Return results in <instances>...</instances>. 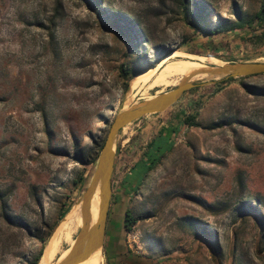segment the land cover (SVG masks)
<instances>
[{"label":"rangeland","instance_id":"rangeland-1","mask_svg":"<svg viewBox=\"0 0 264 264\" xmlns=\"http://www.w3.org/2000/svg\"><path fill=\"white\" fill-rule=\"evenodd\" d=\"M261 2L0 0V264H28L42 247L38 264L56 236L53 264L75 237L79 227H59L116 112L189 75L153 83L169 62L197 63L161 68L167 51L264 60ZM184 5L203 24H248L200 35ZM120 67L143 71L126 79ZM219 80L117 132L100 264H264V73ZM160 132L172 146L134 188L131 168ZM126 208L138 218L127 232Z\"/></svg>","mask_w":264,"mask_h":264},{"label":"water","instance_id":"water-1","mask_svg":"<svg viewBox=\"0 0 264 264\" xmlns=\"http://www.w3.org/2000/svg\"><path fill=\"white\" fill-rule=\"evenodd\" d=\"M201 73L205 74L207 78L191 79L192 76ZM259 73H264V60L205 65L204 68L195 69L188 76L182 77L176 85L168 90L153 94L129 107L120 108L110 122L105 138L100 146L89 183L81 196L84 201L83 210H85L95 187H97L98 205L96 218L90 225L83 222L79 226L69 252L61 260L55 261L53 264H76L85 258L96 246L101 247L110 196V176L114 159L113 145L117 132L123 126L149 113L163 111L174 103L184 91L194 87L200 81L209 82L227 77H239Z\"/></svg>","mask_w":264,"mask_h":264},{"label":"bare ground","instance_id":"bare-ground-1","mask_svg":"<svg viewBox=\"0 0 264 264\" xmlns=\"http://www.w3.org/2000/svg\"><path fill=\"white\" fill-rule=\"evenodd\" d=\"M175 56V57H174ZM177 56V57H176ZM171 59H182V60H189L197 63H192L188 61H172L166 64V62ZM204 61L214 63V64H222L223 62L215 57H201V56H195L191 55L189 53H184L180 51H172L165 56L161 58V61L159 63L162 64L161 71L155 76L156 73H154V68H151L142 79L141 83L135 88L133 92H131V97L135 96L136 92L141 88L143 84L149 81V79L153 78V83L161 82L163 81L168 75L171 74H183L187 75L190 74L193 70L198 68H204L205 65ZM200 63V64H198ZM159 69V70H160ZM197 79H206V75L201 73L197 74ZM196 79V78H195ZM125 108V107H123ZM97 205H98V189L95 187L89 202L83 210L84 201L83 198H79L70 208L68 213L63 218L61 225L59 227V233L65 234L68 227H74L75 230L81 226L83 222L87 223V225H90L94 222L96 215H97ZM71 234V233H70ZM67 240V238H66ZM73 243V238H70L68 240V245L57 255L56 262L61 260L68 252L71 244ZM56 236H53L50 241L47 243L44 252L41 256V259L38 264H48L49 262L54 259V253L56 250ZM100 249V246H96L94 249H92L89 254L83 258L82 260L78 261L76 264H100L99 255L97 254L98 250ZM49 263V264H50Z\"/></svg>","mask_w":264,"mask_h":264},{"label":"trees","instance_id":"trees-1","mask_svg":"<svg viewBox=\"0 0 264 264\" xmlns=\"http://www.w3.org/2000/svg\"><path fill=\"white\" fill-rule=\"evenodd\" d=\"M184 12L183 15L188 18V23L190 27L196 31V33H199L200 35L204 36H210L216 33L223 32L225 30L229 29H234V28H241L244 25H247L248 22L244 21H234L232 24L224 25L220 22L216 23H210L208 22L207 24H203L202 21L200 20V16L198 14V11H189L187 10L186 5L183 6ZM254 19L257 21L264 22V2H261L259 4L258 10L254 13ZM171 51V50H169ZM167 51L166 53H168ZM165 53V55H166ZM120 70L122 72V75H126V79H131L134 75L141 73L143 70L141 69H135V68H130L127 70H123L120 67ZM244 77V76H242ZM238 77H227V78H222L221 80L217 81V84H220L221 82L225 80H232ZM194 116L192 115H186L183 117V123L192 126L196 125L194 120ZM171 132L170 133H158L148 144L147 149L142 152L141 157L133 164L130 174L133 176V186L136 188L138 184L142 181L143 177L145 174L159 161L160 157L168 151L171 146H172V139L170 138ZM129 187H131V184H128ZM138 218H134L131 216L130 210L126 208L123 212V217L121 221V226L122 229L127 232L131 229L133 226L134 222ZM42 251V247L39 248L37 251V254L28 262V264H37V261L40 257ZM127 251V250H126Z\"/></svg>","mask_w":264,"mask_h":264}]
</instances>
